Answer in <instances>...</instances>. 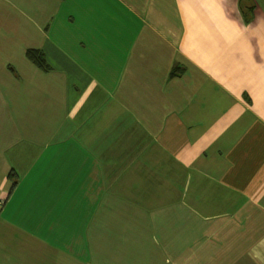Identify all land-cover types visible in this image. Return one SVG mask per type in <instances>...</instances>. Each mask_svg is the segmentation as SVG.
Segmentation results:
<instances>
[{
	"label": "crops",
	"instance_id": "obj_1",
	"mask_svg": "<svg viewBox=\"0 0 264 264\" xmlns=\"http://www.w3.org/2000/svg\"><path fill=\"white\" fill-rule=\"evenodd\" d=\"M232 2L0 0V264H264V0Z\"/></svg>",
	"mask_w": 264,
	"mask_h": 264
},
{
	"label": "rangeland",
	"instance_id": "obj_2",
	"mask_svg": "<svg viewBox=\"0 0 264 264\" xmlns=\"http://www.w3.org/2000/svg\"><path fill=\"white\" fill-rule=\"evenodd\" d=\"M232 13L240 22H247V24L257 22L261 13L255 11V0H233ZM257 16V17H256Z\"/></svg>",
	"mask_w": 264,
	"mask_h": 264
},
{
	"label": "trees",
	"instance_id": "obj_3",
	"mask_svg": "<svg viewBox=\"0 0 264 264\" xmlns=\"http://www.w3.org/2000/svg\"><path fill=\"white\" fill-rule=\"evenodd\" d=\"M27 55L39 66H41L42 68H44L45 70L50 69L49 64L46 61V58L44 56V53L40 50L37 49H29L27 51ZM13 174H11L10 176H12Z\"/></svg>",
	"mask_w": 264,
	"mask_h": 264
}]
</instances>
